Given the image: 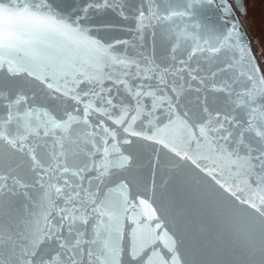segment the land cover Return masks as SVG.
<instances>
[{
    "label": "snow or ice",
    "instance_id": "6c2138e0",
    "mask_svg": "<svg viewBox=\"0 0 264 264\" xmlns=\"http://www.w3.org/2000/svg\"><path fill=\"white\" fill-rule=\"evenodd\" d=\"M237 12L0 0V264H194L191 197L264 264V56Z\"/></svg>",
    "mask_w": 264,
    "mask_h": 264
},
{
    "label": "water",
    "instance_id": "95a60500",
    "mask_svg": "<svg viewBox=\"0 0 264 264\" xmlns=\"http://www.w3.org/2000/svg\"><path fill=\"white\" fill-rule=\"evenodd\" d=\"M205 15L211 22H216V13L207 12ZM235 19L238 20L243 34L246 35L254 62L258 61L250 37L238 13ZM117 35L123 36L124 34L118 33ZM179 211L190 223L194 222L199 229L200 239L192 248L194 264H234L237 251L230 236L224 230V221L216 203L196 197L186 198L179 202Z\"/></svg>",
    "mask_w": 264,
    "mask_h": 264
},
{
    "label": "rangeland",
    "instance_id": "374dc122",
    "mask_svg": "<svg viewBox=\"0 0 264 264\" xmlns=\"http://www.w3.org/2000/svg\"><path fill=\"white\" fill-rule=\"evenodd\" d=\"M246 12L238 13L258 58L264 56V0H241Z\"/></svg>",
    "mask_w": 264,
    "mask_h": 264
},
{
    "label": "bare ground",
    "instance_id": "6f19581e",
    "mask_svg": "<svg viewBox=\"0 0 264 264\" xmlns=\"http://www.w3.org/2000/svg\"><path fill=\"white\" fill-rule=\"evenodd\" d=\"M243 24V23H242ZM247 31V30H246ZM248 33V32H247ZM249 35V34H248Z\"/></svg>",
    "mask_w": 264,
    "mask_h": 264
}]
</instances>
